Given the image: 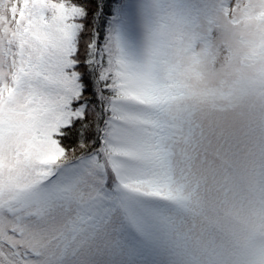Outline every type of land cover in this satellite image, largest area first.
I'll return each instance as SVG.
<instances>
[{
  "label": "snow or ice",
  "instance_id": "1",
  "mask_svg": "<svg viewBox=\"0 0 264 264\" xmlns=\"http://www.w3.org/2000/svg\"><path fill=\"white\" fill-rule=\"evenodd\" d=\"M0 264H264V0H0Z\"/></svg>",
  "mask_w": 264,
  "mask_h": 264
}]
</instances>
